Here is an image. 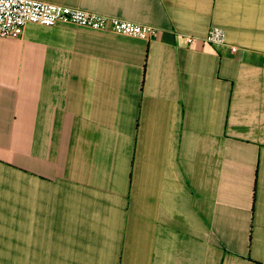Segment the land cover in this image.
Listing matches in <instances>:
<instances>
[{
  "label": "crops",
  "instance_id": "obj_1",
  "mask_svg": "<svg viewBox=\"0 0 264 264\" xmlns=\"http://www.w3.org/2000/svg\"><path fill=\"white\" fill-rule=\"evenodd\" d=\"M43 1L155 33L0 38V264H264V0Z\"/></svg>",
  "mask_w": 264,
  "mask_h": 264
},
{
  "label": "built area",
  "instance_id": "obj_2",
  "mask_svg": "<svg viewBox=\"0 0 264 264\" xmlns=\"http://www.w3.org/2000/svg\"><path fill=\"white\" fill-rule=\"evenodd\" d=\"M60 22L93 29H109L121 35L144 39H149L155 33L153 28L87 11L80 7L43 0H0V38L20 36L29 23L55 26ZM184 37L191 45L198 41L213 46L227 44L225 31L217 27L212 28L206 37L199 38L191 35H184ZM236 50L237 47H231L232 52Z\"/></svg>",
  "mask_w": 264,
  "mask_h": 264
}]
</instances>
